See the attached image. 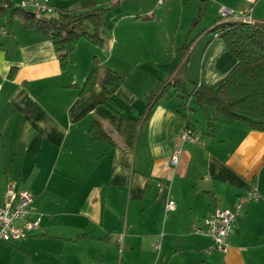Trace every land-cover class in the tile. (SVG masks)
<instances>
[{"label":"crops","instance_id":"crops-1","mask_svg":"<svg viewBox=\"0 0 264 264\" xmlns=\"http://www.w3.org/2000/svg\"><path fill=\"white\" fill-rule=\"evenodd\" d=\"M171 1L155 12L145 0L135 9L127 0H102L105 47L81 40L65 68L47 33L12 19L10 9L0 16V201L9 186L28 192L42 221L27 238L0 243V264H264V132L224 119L212 131L194 98L167 95L129 147L103 104L106 69L125 78L115 95L125 115L137 118L162 81L184 76L192 93L235 68L210 31L193 45L199 22L183 36V17L168 26L176 7L185 13L197 2ZM211 1L218 14L221 7L252 10L264 22V0H201ZM97 50L103 69L85 90ZM95 122L109 138L95 136ZM189 127L198 141L182 146L174 167L170 159ZM254 189L261 198L246 205L227 254L194 232L217 207L234 210ZM171 201L176 210L168 212Z\"/></svg>","mask_w":264,"mask_h":264},{"label":"trees","instance_id":"trees-1","mask_svg":"<svg viewBox=\"0 0 264 264\" xmlns=\"http://www.w3.org/2000/svg\"><path fill=\"white\" fill-rule=\"evenodd\" d=\"M55 1L62 5H55V13L49 16L24 11L15 6L12 0H0V16L10 9L12 19L20 16L27 27L47 33L53 40L63 68L70 63L81 40L85 39L97 48L105 47L106 10L101 8L102 0ZM74 7H78V11ZM85 23L90 26L89 30L80 32L76 29L77 24L83 26ZM210 32L218 34L217 39L222 40L236 58L235 68L215 87L197 85L192 93L186 89L184 76L162 81L147 96L144 112L137 118L125 115L126 107L115 95L124 85L125 78L109 69L102 72L101 86L106 94L103 104L112 114L114 127L123 131L127 146H134L142 122L149 120L155 105L167 95H176L185 102L194 98L197 106L206 113L212 131H215L214 122L224 119L242 123L253 131L264 132V22L218 21ZM101 71V66L95 64L85 90L93 88ZM94 131L95 136L109 138L101 132L99 122L94 123Z\"/></svg>","mask_w":264,"mask_h":264},{"label":"built area","instance_id":"built-area-1","mask_svg":"<svg viewBox=\"0 0 264 264\" xmlns=\"http://www.w3.org/2000/svg\"><path fill=\"white\" fill-rule=\"evenodd\" d=\"M171 0H158L159 7L164 6ZM18 7L24 11L36 12L39 14L53 15L56 7L53 0H25ZM220 19L223 22H244L247 24L256 23L252 15V10L248 13H238L226 7L219 9ZM218 38V34L214 35V39ZM2 87L0 85V97ZM192 130L188 129L181 138V146L176 149L172 155L170 162L174 167H178L183 147L187 142H197ZM261 198V194L257 189L249 192L247 196L239 200L234 210H222L217 207L210 213L203 223L194 229L198 235L208 236L213 242V250L221 254H227L230 248V239L236 228L238 219L244 214L246 205L257 201ZM34 197L28 192L17 193L13 186H9L4 199L0 201V243H14L28 237V235L39 230L42 225L41 217L34 218ZM176 210V204L169 202L167 211ZM161 244L156 246V250L160 251Z\"/></svg>","mask_w":264,"mask_h":264},{"label":"rangeland","instance_id":"rangeland-1","mask_svg":"<svg viewBox=\"0 0 264 264\" xmlns=\"http://www.w3.org/2000/svg\"><path fill=\"white\" fill-rule=\"evenodd\" d=\"M110 1L115 2V0H110ZM195 1L197 2L192 3L193 5L191 8L192 10L185 11V13H183L181 10L182 6L180 5L181 7L178 6L174 9V15L171 13L172 19H166L168 26L172 27V26H178L179 19L183 17V21L181 23L180 33H179L182 36L186 33L188 29H190L193 20H195V23L199 22L198 26L196 27V32L194 33L196 35H194L195 40H194L193 45H195L202 38L204 34L212 30L218 21H220L221 23L223 22V19H220V15L218 14V9L215 8V4L213 3V1H211L210 3L201 2V0H195ZM171 2L172 1L167 2L165 6H163L160 9L170 8L171 6L169 5ZM144 3L152 7V9L155 12L159 10L158 9L159 6H157V0H145ZM137 4H138L137 0H127V2L125 3V6L126 7L130 6L131 8L135 9L137 8ZM193 16H194V19H193ZM76 29L81 32L84 30H89L90 26L88 25V23H85L83 26L77 24ZM97 53L99 55V59H96V60L93 59V63H95L96 66L97 65L102 66L101 63L103 60V56H102L101 50L99 51L97 50Z\"/></svg>","mask_w":264,"mask_h":264}]
</instances>
